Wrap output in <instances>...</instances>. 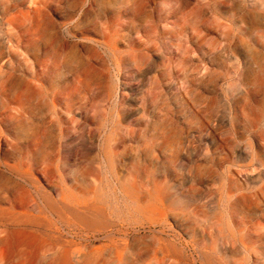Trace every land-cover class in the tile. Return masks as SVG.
I'll list each match as a JSON object with an SVG mask.
<instances>
[{"label": "rangeland", "instance_id": "obj_1", "mask_svg": "<svg viewBox=\"0 0 264 264\" xmlns=\"http://www.w3.org/2000/svg\"><path fill=\"white\" fill-rule=\"evenodd\" d=\"M3 213L39 264H264V0H0Z\"/></svg>", "mask_w": 264, "mask_h": 264}, {"label": "bare ground", "instance_id": "obj_2", "mask_svg": "<svg viewBox=\"0 0 264 264\" xmlns=\"http://www.w3.org/2000/svg\"><path fill=\"white\" fill-rule=\"evenodd\" d=\"M8 215L3 213L0 215V221L7 222ZM15 219V217H14ZM20 221V218H16ZM21 233L14 232L10 235V239L0 238V264H39L46 261V253L42 249L28 252L18 247ZM32 251V250H31Z\"/></svg>", "mask_w": 264, "mask_h": 264}]
</instances>
